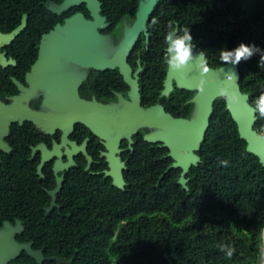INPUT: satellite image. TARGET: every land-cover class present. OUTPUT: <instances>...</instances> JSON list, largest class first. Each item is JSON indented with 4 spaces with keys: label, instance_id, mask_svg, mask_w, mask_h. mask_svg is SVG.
<instances>
[{
    "label": "trees",
    "instance_id": "trees-1",
    "mask_svg": "<svg viewBox=\"0 0 264 264\" xmlns=\"http://www.w3.org/2000/svg\"><path fill=\"white\" fill-rule=\"evenodd\" d=\"M63 0H0V31L10 32L24 18V26L10 45L25 47L17 52L29 68L43 33L58 15L48 7ZM140 0H99L100 14L109 31L125 16L135 18ZM155 20V23H153ZM173 21L189 27L195 47L203 50L208 67L223 65L218 49L234 47L241 40L264 51V0H158L145 21L144 32L133 46L128 62L138 72L142 107L161 104L174 117L191 118L196 102L195 88L178 87L175 81L163 92L168 67L162 60L164 34ZM146 34L148 40L146 41ZM259 52L236 66L239 83L254 109L255 97L264 91V69L259 67ZM137 58L139 61L137 62ZM228 63V62H225ZM224 63V64H225ZM117 68H90L79 85L87 92L105 98L114 91L128 90ZM253 129L264 133V116L254 109ZM33 125L29 120L24 122ZM16 124V123H14ZM80 142L87 126L75 123ZM81 128L84 131H80ZM146 128L133 135L132 149L123 154V187L112 182L103 171L85 169V158L70 168L54 196L35 174L30 161L22 165L21 154L8 156L1 173L11 175L0 187V204L23 206L11 213L22 224L19 236L41 249V262L22 251L28 264H258L264 244V164L247 150L246 140L226 99L217 96L198 156L178 180L181 167L171 166L173 158L162 141L144 138ZM126 146V145H125ZM6 158V159H7ZM227 160V164H221ZM8 164V166H7ZM26 174L25 183L21 180ZM54 199L56 208L43 207ZM52 202V201H51ZM220 245H233L226 257Z\"/></svg>",
    "mask_w": 264,
    "mask_h": 264
},
{
    "label": "water",
    "instance_id": "water-1",
    "mask_svg": "<svg viewBox=\"0 0 264 264\" xmlns=\"http://www.w3.org/2000/svg\"><path fill=\"white\" fill-rule=\"evenodd\" d=\"M70 0H64L63 6L69 3ZM79 2L81 0H71ZM87 3V8L93 17L92 20H84L81 14H75L67 19L65 25L60 29L64 34L59 33L56 29L49 33L43 34L39 43V59L44 55L54 53V61L58 64V55H62L67 59L87 67L93 68H110L118 67L125 82L130 87L129 97L130 103L124 105L111 106L114 111H118L119 115H111L93 103L86 102L79 98L75 86L71 90L60 84L55 90H48L51 98L56 103L69 109L65 113H45L32 111L27 108L19 112L20 118L32 120L36 124L43 126H52L65 128L62 134V142L65 141V134L70 131L73 125L77 122H82L86 126L92 128L93 132L105 140V145L109 146L106 152L109 164V170L105 175L112 177V182L118 187H123L124 179L121 171L122 162H118L114 156L117 150L116 145L120 140V136L125 134L126 138L130 137L137 128L146 126L157 128L156 131L144 135L145 139L154 140L156 137H161L162 134L167 135L163 139V145L167 147L168 155L173 158L171 166L181 167L179 182L185 185L186 178L184 174L188 171L191 164H196L198 156L193 152L200 147V143L204 137L209 119L213 112L214 99L219 95L220 88H227L229 91H235L239 94V100L227 107L234 120L237 123L240 136L247 142V150L256 153L264 164V133H257L252 125L255 120L254 109L248 103V95L242 92L239 83V70L235 65L225 63L221 66L210 68L209 72L203 76L196 66L195 60L190 61L187 67L178 70H170L168 68L165 78L166 92L171 87V81L174 79L176 85L181 88H195L197 91L191 98L196 102V108L191 118L174 117L166 112L161 104H155L148 109H144L140 103V92L137 77H133L130 67L127 63L128 55L137 42L141 32L145 27V21L158 0H140L136 17L132 25L126 29L123 39L119 46L110 58H102L89 50L81 49L76 41L80 31L85 30L88 33H97V27L104 26V17L99 14V0H84ZM24 18L17 28L8 33L7 37H13L24 26ZM148 35L146 34V39ZM196 53V52H194ZM36 65V64H35ZM34 69V67H33ZM235 72L238 80L234 83L228 78V73ZM206 81L203 88L200 87L201 81ZM52 88V87H51ZM12 110V107L8 108ZM7 111V110H6ZM18 115V114H16ZM11 113V116L5 118V121L13 120L17 116ZM170 134H173L170 136ZM84 141L81 145L76 146L77 149L84 150ZM57 153H59L57 151ZM44 157V156H43ZM90 160V158H89ZM88 160V161H89ZM43 161V159H42ZM55 162V167L57 168ZM68 165V162L66 163ZM40 167V166H39ZM87 168V166H86ZM56 171V169H55ZM62 177L57 178V186L51 191L54 196L55 191L60 187ZM54 203V199L51 205ZM18 229H20L19 225ZM9 231L10 227L7 224ZM4 233V232H3ZM8 248L1 252L0 257L4 255H13L20 249H25L38 262L43 257L41 249H31L29 243H17L13 240H6Z\"/></svg>",
    "mask_w": 264,
    "mask_h": 264
},
{
    "label": "flooded vegetation",
    "instance_id": "flooded-vegetation-1",
    "mask_svg": "<svg viewBox=\"0 0 264 264\" xmlns=\"http://www.w3.org/2000/svg\"><path fill=\"white\" fill-rule=\"evenodd\" d=\"M63 1L59 4L54 3V9L49 7L58 15V18L53 26L43 34L55 30L56 26H59L56 30L61 34H64L60 28L65 25L67 19L75 14H81L85 21L93 19L90 10L87 8V3L84 0L79 2L70 0L65 6H63ZM101 16L104 17L103 22L105 25L97 27V33H110L117 24L109 31L105 32L104 30L109 26V22L106 20L105 16ZM130 20L131 23L127 28H129L134 21L131 18ZM10 32L0 31V169L5 166L4 164H6V161H9L7 158L8 156H12L13 154H18L20 152L22 165H26L29 160L31 166L35 165V174H37L39 179H43L46 185H50L53 181L55 182L54 187L48 190L51 196V191L57 186V178L61 176L62 183L65 178V173L69 171L71 167L75 166L77 162H82L84 160L83 158H85V169H90L91 172H100L102 170L105 175V172L109 170V164L106 155L109 146L105 145V140L96 135L91 127L87 125V136H84L79 142L78 139L81 137V134L77 133L78 131L76 130L74 124L72 129L65 134V141L62 142V134L65 128L36 124L32 120L20 118L19 112H22L23 110L25 111L27 108L32 111L45 113L49 112L59 114L68 112L69 109L60 105H56V103L51 98L50 92L48 91L55 90L56 88L60 87V84H63L69 90L75 86L80 99L89 103H93L95 106L101 108L111 115L118 116V111L116 112L110 107L117 105L121 106L125 103H130V87L128 83L126 82L129 87L128 90L123 92L114 91V97L105 98L102 96L92 95L88 92L87 96L84 97L80 93L79 85L83 80L86 79L89 69L93 67H87L76 63L60 54L58 55V64H56L54 61V53H49V55L46 57L44 55V57L38 61L40 54L39 43L43 36L42 34L38 43L36 55L30 62L29 68H27L24 65V62L26 61H17V58L20 56L24 59L27 58V55L17 52V50L24 49L25 47H14L10 45L11 39L15 36L7 37L6 35ZM142 32H144V29ZM91 34L95 33H88L85 30L79 32L76 41L78 42V45L81 49L90 50L87 48V35ZM147 40L148 39H146V41ZM115 51H113V53L107 58L112 57ZM138 61L139 59L137 58V62ZM70 63L76 64L84 69V73L81 74L82 76L75 75L74 70L70 69V66L68 67L66 65H70ZM127 63L130 67L132 76L137 77L138 82V72L141 69L140 63L138 62V66L136 68L131 67L128 62V58ZM110 68L118 69V67ZM172 81H174V79H172ZM152 105L143 108L148 109ZM10 107H12V110L8 109ZM11 113L18 115H16L17 117L13 120L5 121V118L11 116ZM27 120L31 121L33 125L25 124L24 122ZM144 127L147 131H145L143 135L157 130V128L142 126L137 128L136 131ZM80 131L86 132V130H83L82 128ZM135 132L131 135L130 141L128 138H126L125 134L121 135L120 140L116 145L117 150L115 151L114 156L117 157L119 163H123L121 166L122 175L123 168L125 167V159L123 158V154L126 153L127 149H132L133 135H135ZM171 135L173 134H170V136ZM166 136L167 135L162 134L161 137H156L151 141L160 140L162 141L161 145H163V139ZM84 141H86L84 144V150L77 149L76 146L81 145ZM57 151L59 153H57ZM56 161H59V163H57V168L55 167ZM67 162L68 165L66 164ZM5 178L9 180L8 182H10L12 177L9 173L0 172V187L3 184V180L5 182ZM26 178L27 175L22 174L21 180L24 183ZM51 201L49 205L43 207L45 210L56 208L54 203L51 205ZM22 208L23 206H3L0 204V254L8 248L9 244L4 243L6 240H13L14 242L21 244L29 243L31 249H37L31 247V241L26 242L21 240L22 237L19 236V233L22 231V224L16 216L11 215V213L17 212ZM7 224L10 227L9 231H7ZM17 225H19L20 229H18ZM22 251L26 250L20 249L13 255H4L3 257H0V264H28L25 262L27 257L24 254L20 255ZM45 258L46 257L43 255L39 262ZM258 264H261V262Z\"/></svg>",
    "mask_w": 264,
    "mask_h": 264
},
{
    "label": "clouds",
    "instance_id": "clouds-1",
    "mask_svg": "<svg viewBox=\"0 0 264 264\" xmlns=\"http://www.w3.org/2000/svg\"><path fill=\"white\" fill-rule=\"evenodd\" d=\"M155 23V20H153ZM167 31L164 34L165 50L162 55V60L164 64L170 70H178L187 67L190 61L195 60L196 66L199 72L203 76L209 72V67L207 64V57L203 50L198 53H194L193 49L195 44L193 43V36L190 32L189 27L181 28L178 24L169 21L167 24ZM254 52H259V67L264 69V51L260 50L255 44L247 43L241 40L234 47H221L218 49V60L224 64L225 62L231 65H237L242 59L247 60L254 55ZM228 78L231 82L238 80L237 74L233 71L228 73ZM206 81H201L200 87ZM219 95L226 99V107H231L232 104L239 100V94L234 90L229 91L227 88H220ZM254 109L258 111L261 116H264V91H261L258 96L255 97ZM221 164H227V160H221ZM221 251L226 257H231L235 251L233 245L219 246ZM260 256L264 258V246L259 249ZM261 264H264V259L261 260Z\"/></svg>",
    "mask_w": 264,
    "mask_h": 264
},
{
    "label": "rangeland",
    "instance_id": "rangeland-1",
    "mask_svg": "<svg viewBox=\"0 0 264 264\" xmlns=\"http://www.w3.org/2000/svg\"><path fill=\"white\" fill-rule=\"evenodd\" d=\"M48 7L54 9L55 5L52 2H48ZM130 23V18L125 16L123 20L117 23L115 28L110 33L87 35V48L92 50L91 52L100 55L102 58L109 57L123 39L126 28L130 25ZM66 65L68 67L70 66V69L74 70L75 75L77 76H82L81 74L84 73V69L76 64L70 63V65ZM262 259L264 258L261 257L259 262H261Z\"/></svg>",
    "mask_w": 264,
    "mask_h": 264
}]
</instances>
